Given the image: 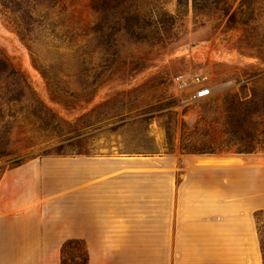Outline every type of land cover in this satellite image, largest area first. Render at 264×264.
<instances>
[{
	"label": "rangeland",
	"instance_id": "rangeland-1",
	"mask_svg": "<svg viewBox=\"0 0 264 264\" xmlns=\"http://www.w3.org/2000/svg\"><path fill=\"white\" fill-rule=\"evenodd\" d=\"M203 1L197 11L193 0H135L111 15L0 0V176L49 155H264V118L249 115L264 103V0L234 20L221 0ZM178 74L208 76L212 94L176 96ZM65 122L79 134L59 136ZM84 246L67 245L64 264H82Z\"/></svg>",
	"mask_w": 264,
	"mask_h": 264
},
{
	"label": "crops",
	"instance_id": "crops-1",
	"mask_svg": "<svg viewBox=\"0 0 264 264\" xmlns=\"http://www.w3.org/2000/svg\"><path fill=\"white\" fill-rule=\"evenodd\" d=\"M264 155L35 157L0 176V264H264Z\"/></svg>",
	"mask_w": 264,
	"mask_h": 264
},
{
	"label": "trees",
	"instance_id": "trees-1",
	"mask_svg": "<svg viewBox=\"0 0 264 264\" xmlns=\"http://www.w3.org/2000/svg\"><path fill=\"white\" fill-rule=\"evenodd\" d=\"M223 2V6H222V10L224 12L225 15L230 14V20H234L237 18V14L238 12L243 9V7H246L247 9H249L250 7H253V10L255 9L254 6H251L252 3H258V0H241L240 4L232 11V9L234 8V3L235 0H221ZM205 2L203 0H193V4H194V9L197 11H201L205 4ZM60 7V9L62 10V12H76L78 10V7H83L86 9H91L93 12H100V11H108L110 12L109 14L114 15L116 14L117 11H121L122 13H127L129 10L133 9L136 10V3L135 0H49V8L53 9L54 7ZM252 10V11H253ZM232 11V12H231ZM241 12V11H240ZM51 25L53 26H57V25H63L60 22H52ZM105 73L107 72H111L113 73V70L110 68L108 70L104 71ZM104 74L102 73V75L100 76L99 80L95 82L96 86H100L102 84H104L106 82V80L104 79ZM236 102L232 101L229 106H228V111L235 114L236 111ZM259 115L261 118H264V103L261 105H255L249 112V115ZM66 126H67V131L62 133V129H60V131L58 132L59 136L64 135V139H68L71 138L74 135L79 134V129H78V123L75 122L74 124H70L68 122H65ZM255 132H257V134L263 136L264 139V124L262 126V128H254ZM71 133V134H70ZM70 134V135H69ZM64 146L60 145L59 150H63ZM58 154H65L62 152H58ZM78 155H90L87 153H82L81 151H77ZM264 211H260L258 212V216L260 213H262ZM261 234V232H260ZM262 240V238H261ZM74 242H82L80 240H68L64 243L63 248H62V254H64L65 248L67 247V245L74 243ZM85 247V246H84ZM262 249H263V254H264V246H263V242H262ZM79 258V256H78ZM88 252L85 248V259L83 261L82 264H88ZM62 264H64V259L62 258Z\"/></svg>",
	"mask_w": 264,
	"mask_h": 264
},
{
	"label": "built area",
	"instance_id": "built-area-1",
	"mask_svg": "<svg viewBox=\"0 0 264 264\" xmlns=\"http://www.w3.org/2000/svg\"><path fill=\"white\" fill-rule=\"evenodd\" d=\"M173 88L175 95L197 101L199 99L210 96L213 92V87L210 84L208 76L203 74H194L186 76L178 74L173 79Z\"/></svg>",
	"mask_w": 264,
	"mask_h": 264
}]
</instances>
